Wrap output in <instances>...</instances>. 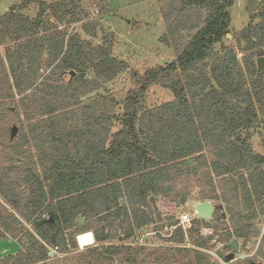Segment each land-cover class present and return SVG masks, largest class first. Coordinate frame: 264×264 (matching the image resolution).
Instances as JSON below:
<instances>
[{"label":"trees","instance_id":"16d2710c","mask_svg":"<svg viewBox=\"0 0 264 264\" xmlns=\"http://www.w3.org/2000/svg\"><path fill=\"white\" fill-rule=\"evenodd\" d=\"M158 1L165 26L160 42L174 50V59L132 73L135 88L122 102L105 86L129 66L113 56V35L100 20L77 21L82 37L47 23L43 2L34 19L13 8L0 18V42L12 43L0 52L1 131L7 132V104L16 97V112H24L26 123L10 138L8 164H0V241L20 246L0 264H59L58 256L75 251L76 242L80 248L97 245L85 250L88 256L71 255L70 264H100L122 254L125 263L143 264L137 248L100 244L131 240L157 223L151 196L185 205L190 192L178 188L185 178L203 179L200 198L225 206L232 227L225 243L246 241L264 217V157L249 142L264 114V69L257 66L264 57V14L240 33V62L231 49L214 50L230 33L235 0ZM153 85L173 99L145 110ZM101 89L106 94L82 103ZM89 232L93 243L80 245L77 236ZM189 236L196 249H176L193 255L181 264H213L203 252L211 237L194 227ZM174 238L185 242L181 227ZM261 250L264 259V241ZM175 256L153 262L173 264ZM223 259L229 262V256Z\"/></svg>","mask_w":264,"mask_h":264},{"label":"rangeland","instance_id":"374dc122","mask_svg":"<svg viewBox=\"0 0 264 264\" xmlns=\"http://www.w3.org/2000/svg\"><path fill=\"white\" fill-rule=\"evenodd\" d=\"M40 2H43L47 7L44 16L46 22L51 26L58 27L62 31H66L68 34L78 33L82 37H86L80 31L81 22L77 23V21L84 22L97 19L100 20L106 33L113 35V56L120 61L126 62L129 66L128 72L121 73L113 82L105 86L108 90L107 93L114 96L119 102H122L128 92L135 88L132 73L142 75L146 70L165 65L174 59V50L165 47L160 42V38L165 34V26L160 15L162 2L158 0H0V18L13 8L16 13L23 14L29 19H34L39 12ZM252 2L256 5L254 9H251L249 5ZM229 12L231 17L229 36H226L221 44L216 45L214 50L219 55L224 49H231L236 54L238 60L242 62L245 54L242 51L243 42L239 43V35L249 22H252L254 25L260 22L259 16L264 14V0H235ZM100 38L99 34L98 38L92 40V42L98 44ZM11 45L12 43L9 40L0 42L1 54L3 55L4 49ZM88 77L92 78V75L89 74ZM71 78L67 76L66 81ZM99 94L106 93L101 89L88 94L81 101L82 103H89L91 100L97 98ZM172 99V94L166 88L153 85L145 94L144 108L145 110H151ZM17 101L18 97L7 104V132H2L0 127V164H8L7 154L11 151L10 145L12 144L10 141V130L13 126H16L19 133L20 127H25L26 125L25 121H23L24 112L17 111L20 115L16 112ZM122 108L123 106L120 104L116 111L117 116L122 113ZM9 109L11 110L9 111ZM17 116L21 118V122ZM116 126L118 128V124ZM250 135L249 142L253 153L264 157V114L259 115V123L256 128L250 131ZM207 157L209 156L207 155ZM200 179L199 177L185 178L186 184L178 186L179 189H186L187 186V190L190 192L185 205L177 207L166 199H155L154 209L159 215L157 223L137 231L131 240L123 242L115 240L100 245L123 244L127 247L137 248V261L141 260L143 264H155L153 262L154 259L168 254L171 256L176 255L177 261L173 264H181L182 262L190 261L193 255L191 253L180 254L175 252V250L189 249L190 251L196 249L194 242L189 236L190 229L194 227V231L199 232V235L204 239L211 237L207 249L203 250L204 253L209 255L211 263L249 264L250 262H255L264 264V259L259 256V251L264 241V217L258 218L253 223L251 235L246 241L237 240L239 243L238 251L232 255V260H229L228 263L224 261L223 257L232 254L231 248L225 246L227 244L225 243V235L227 231L232 230L231 222L225 215L226 208L223 204L214 200H202L200 198L201 192L206 190V186L202 185ZM203 202L210 203L213 213L209 219L197 221H203L207 225L200 222H194L190 227L181 225L179 222L180 216L193 209L196 203ZM1 211L3 214L5 213V210ZM178 227H181L185 234L184 243H178L176 238H174V231ZM6 242L8 244L3 248ZM76 245L77 249L75 251L70 252L68 255L58 256L60 260L59 264H70L71 261L69 262L68 259L71 255H74L75 258L78 256L77 254L88 256V252L85 250L97 244L94 242L92 246L84 248H80L77 242ZM19 247L17 242L9 238L1 240L0 258L5 255H13ZM49 251L52 253L50 257L56 253L52 249ZM125 255L115 256L112 260H108L105 257V260L99 262L100 264H128L123 262ZM130 255L132 254L130 253ZM183 257H186V259H183Z\"/></svg>","mask_w":264,"mask_h":264},{"label":"water","instance_id":"95a60500","mask_svg":"<svg viewBox=\"0 0 264 264\" xmlns=\"http://www.w3.org/2000/svg\"><path fill=\"white\" fill-rule=\"evenodd\" d=\"M251 9L255 8V3L252 2L249 4ZM227 36H229V34H227ZM257 66L259 70H262L264 67V57L259 58L257 60ZM74 76V72H71V77ZM18 134V128L16 126H13L11 129V133H10V138L11 140H13ZM19 161V160H18ZM155 198L153 196H151L149 198V203L155 208ZM193 209L197 212L198 216L202 219H209L213 213V209L210 205L209 202H203V203H196L193 206ZM238 245L239 243L237 242V240H231L229 243H227L225 246L227 248H231L232 250V254L229 256V260H232V255L234 253H236L238 251ZM51 252H49V256H51ZM250 264H262V263H255V262H250Z\"/></svg>","mask_w":264,"mask_h":264},{"label":"built area","instance_id":"2783aa9c","mask_svg":"<svg viewBox=\"0 0 264 264\" xmlns=\"http://www.w3.org/2000/svg\"><path fill=\"white\" fill-rule=\"evenodd\" d=\"M200 219L202 218L198 216L197 212L194 209H190L189 212L180 216L179 222L181 225H186L187 227H190L194 221Z\"/></svg>","mask_w":264,"mask_h":264},{"label":"clouds","instance_id":"9594fccd","mask_svg":"<svg viewBox=\"0 0 264 264\" xmlns=\"http://www.w3.org/2000/svg\"><path fill=\"white\" fill-rule=\"evenodd\" d=\"M77 241L80 245L91 244L94 241V236L91 232L77 236Z\"/></svg>","mask_w":264,"mask_h":264},{"label":"crops","instance_id":"0c3cea01","mask_svg":"<svg viewBox=\"0 0 264 264\" xmlns=\"http://www.w3.org/2000/svg\"><path fill=\"white\" fill-rule=\"evenodd\" d=\"M149 198H150V197H149ZM7 244H8V243L6 242V243L4 244V247H3V248H5V246H6ZM1 248H2V247H1ZM19 250H20V247L17 248V250H16L15 253H17ZM4 252H5V251H4ZM15 253H13V254H15ZM4 257H6V255H5ZM4 257H1L0 259H2V258H4Z\"/></svg>","mask_w":264,"mask_h":264},{"label":"flooded vegetation","instance_id":"af4514ba","mask_svg":"<svg viewBox=\"0 0 264 264\" xmlns=\"http://www.w3.org/2000/svg\"><path fill=\"white\" fill-rule=\"evenodd\" d=\"M250 264V263H249Z\"/></svg>","mask_w":264,"mask_h":264}]
</instances>
